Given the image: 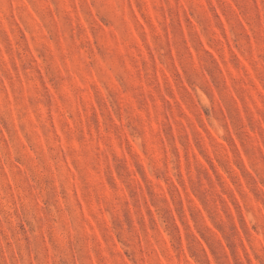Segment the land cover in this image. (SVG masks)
<instances>
[{"label": "rangeland", "instance_id": "rangeland-1", "mask_svg": "<svg viewBox=\"0 0 264 264\" xmlns=\"http://www.w3.org/2000/svg\"><path fill=\"white\" fill-rule=\"evenodd\" d=\"M0 264H264V0H0Z\"/></svg>", "mask_w": 264, "mask_h": 264}]
</instances>
